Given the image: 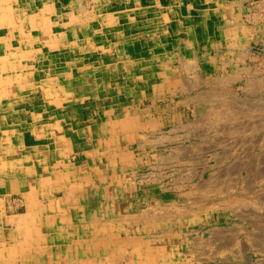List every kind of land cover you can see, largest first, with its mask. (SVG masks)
Listing matches in <instances>:
<instances>
[{"label": "crops", "instance_id": "0c3cea01", "mask_svg": "<svg viewBox=\"0 0 264 264\" xmlns=\"http://www.w3.org/2000/svg\"><path fill=\"white\" fill-rule=\"evenodd\" d=\"M25 1L0 0V49L5 48L0 55L10 57L13 62L12 58L15 55L16 58L22 57L24 46L29 45L36 47L35 58H55V63L63 61L65 65L55 71L39 69L42 71L30 70L24 74L18 72L21 62H14L15 68L1 72V75L4 73L3 87H6L5 81L9 82L8 93L17 94L22 87L36 90L42 105L27 114L26 109L22 110L10 101L0 104V163L15 162L9 173L14 171L16 174L0 177V207L13 195H19L24 206L18 215L5 216L0 212V233L11 236L16 243L27 240L30 245L26 251L31 254L33 263L42 264L51 262L49 254L66 249L73 239L88 245L94 239L104 242L107 237L119 234L132 238L123 234L120 226L113 229V223L127 216H136L135 213L144 218L145 210L155 204L158 205L156 215L167 219L163 211L168 204L161 201L141 203L139 199L108 205L106 209L113 213L109 218L102 207L104 198L92 202L88 195L92 188L96 192L103 189L109 175L116 177L118 173H129L134 181L139 178L138 167H148L143 160L145 157L150 159L152 154L147 155L145 137L150 132H160L157 126L154 130L148 126L149 123L157 125L166 121L169 103L160 104L161 119L154 116V109L146 102L138 105L140 102H135L132 93H145L150 97L156 94L148 90L151 87L136 84L138 77L143 79L142 83L148 79L159 84L169 82L175 75L187 76L188 70L182 68L184 61L200 60L202 52L210 45L217 48L246 45L253 37L257 38L253 29L258 25L251 16L243 13L247 0H139L137 7L142 14L156 18L151 23H141V19L132 15L119 18L116 15L121 11L111 5L108 14L113 19L104 22L103 26L98 23L68 24L69 20L76 18L66 7L70 0H44L45 3L32 0L40 9L31 14L23 12L20 7ZM134 10L135 5H132L127 12ZM10 17L16 23H7ZM230 29H234L235 36L228 35ZM183 33L184 39L180 37ZM231 50L229 48L226 52ZM22 59L26 66L32 60L28 57ZM76 61L78 64L75 65ZM71 66L75 67L71 70ZM12 71L16 74L10 76ZM74 76L77 80L70 83L73 89L65 86ZM129 77L136 79L135 83L129 82ZM200 87L190 92H197ZM158 92L164 96L166 89ZM23 115H28L29 119L23 121ZM171 124L183 125L176 120V115ZM42 129H45L43 134H35V130ZM9 143L11 154L6 152ZM46 159L49 164L43 168ZM18 162L22 164L18 165ZM128 162L130 166H126ZM6 168L4 165L2 170ZM146 176L142 177L141 183L149 181L145 180ZM149 182L160 183L159 180ZM216 199L221 200L220 196H211L188 201L191 209L205 207L206 212H197L196 225L191 227L189 237L175 233L169 239L189 238L191 245H202L192 255L201 254L206 248L207 253H226V243H222L226 237L221 235H226V201L217 202ZM175 201V204L188 203L180 196ZM140 206L143 209L135 212ZM218 213L223 217L225 226L222 228L211 223L216 214L220 215ZM95 221L100 222L99 225H95ZM4 223L9 227L3 226ZM96 230L99 232L94 235ZM204 234L208 236L206 239L201 238ZM31 235L41 237L43 242L33 240ZM153 237L145 236L144 239ZM157 237L167 238V233L160 231ZM217 240L221 241L220 244ZM89 248H84L85 253L90 251ZM172 249L178 252V258L165 264H198L197 257L192 256L189 262L183 258V254L190 252V246L172 245ZM36 250L45 255H33ZM114 261L121 264L118 258ZM221 264H225L224 261Z\"/></svg>", "mask_w": 264, "mask_h": 264}, {"label": "rangeland", "instance_id": "374dc122", "mask_svg": "<svg viewBox=\"0 0 264 264\" xmlns=\"http://www.w3.org/2000/svg\"><path fill=\"white\" fill-rule=\"evenodd\" d=\"M254 5L260 6L261 11H259L260 9L255 11L257 7L254 8ZM244 8L245 10L243 13L248 15H253L255 13L259 15L261 13L259 15L260 20H262L260 24L261 28L259 29V32L255 33L257 38L253 37L246 45L242 46L241 44L238 46L226 47L233 50V52H226V59L222 61L224 63L223 67L225 68L223 75L226 76V79L229 81V85H227L228 87L226 89L227 109H221L226 115V126L224 125V122H220V126H217V128L220 127L221 129L216 128V130H214V125H209V128L208 124L199 122L200 118L201 120L204 119L207 110L210 108H208V106L205 107L200 101L192 104L187 101V97L191 94V96L200 95L201 99H207L208 96L207 93H205L206 85L200 87L201 89L197 90V92H190V94L187 93L184 95L181 94L182 96L178 93L169 95L165 94L162 96V93L158 91L154 97H150L145 93L140 94L135 102H140L138 105H142L143 101L146 102L148 106L154 109V116L159 119L162 118L159 109L160 104L169 103L166 109L167 112H165L167 113L166 121L164 122V126L160 127V131H163L162 133L166 134L168 137L167 143L161 146V148L163 151L162 153L167 155L166 159L169 163L166 164L167 167L162 169L160 175L157 174L160 177V183H152L148 181L144 184L141 183V179L137 177L132 181L133 176H131V174L122 172L118 173L116 178L111 177L112 175L107 176L106 186L103 189L99 188L96 192L92 188L88 191V195H90L89 197L92 202L95 201V199L102 200L104 198L103 203L105 206L103 204L102 207L103 209L105 207L104 212L107 213L105 216L109 218L113 217V213L107 210L106 207H108V205L110 206L112 203L116 205L118 202L129 203L139 199L141 203H144V201H161L165 205L168 204L166 205L167 208L163 211L167 214V219L159 218L158 215H156L158 214L157 204L154 206L149 205L150 207L145 210L144 218L142 215L137 216L135 213L137 218L134 217V219L124 223L121 228L123 229V234L132 238L142 239L145 236H154L153 238H155V235L157 237L160 231L166 232L167 238H170L173 237L175 233L189 237L191 227L196 225L195 216L197 215V212H206L205 207L191 209L188 201H186L188 203L175 204V199L179 197L180 194L176 193L177 184H175L174 181L186 178L184 181H188V183L186 187L183 188V192L190 191L191 184L196 186L201 184L200 187H202L204 183L210 182L218 187L221 186L219 188L221 191L223 190V195L220 196L221 200L216 199V201H226V235H221L226 237L222 243H226L227 251L226 253H220L222 254L220 255L219 253H207V248L203 249V253H195L192 255L197 257L196 260L199 261L198 264H206L210 261L215 264H221V261H224L225 264H264V90H262V87H264V0H247V5ZM260 20L258 18V21ZM248 24L251 25L252 23L248 22ZM248 36L251 35L248 34ZM180 37L184 39V33L181 34ZM233 45L237 44L233 43ZM220 63L221 62L218 61L216 64L217 67ZM196 70V73L198 72L200 75L199 79L201 81L203 79L201 82L202 84H204V82L206 83V79H211L215 72H218L216 69L211 70L203 66L196 68ZM242 71L246 75L242 74ZM180 72L182 73L183 71ZM235 73L237 77L235 76ZM229 76H232L231 78H233V82L232 80H229ZM259 78L261 79L258 81L260 82L262 80L261 83L263 85L258 81L255 82L256 79ZM182 80L188 85L193 84L194 82L189 75L184 77L182 75ZM247 81L248 83H245ZM245 84H248L246 89ZM258 84L261 86L260 91L257 90V93L250 91V85ZM204 94H206V96ZM228 107H230V109ZM227 114L230 118L227 117ZM234 114L237 115L235 116ZM174 115H176V120L183 125H187L191 121L196 124L190 126L192 127L190 129L175 130L174 125L171 124ZM232 115H234L233 118L231 117ZM227 118L232 122L230 121V123ZM234 119L235 121H233ZM204 130L208 132H205ZM203 132L205 133L203 134ZM171 139H173V141ZM213 139L214 141H212ZM201 146H204L206 150ZM177 151H180L181 159H175V157H172L175 153L179 154ZM215 154H218L217 157H215ZM215 158H217L218 162H214ZM219 159L222 160L220 161ZM192 161L193 163L195 162V164L193 165L192 163L191 166H193V168L191 171H188L186 165L187 163L189 165ZM151 164L153 163H150L151 167H138L137 172H139V174L143 173L147 176L155 175L159 170L157 171L156 169H153ZM177 168L179 169L177 170ZM219 170L221 171L219 172ZM212 174L217 179L211 176ZM218 174L220 175L217 176ZM187 176L191 178H188ZM141 184H143V186ZM170 184L172 185L170 186ZM215 198L211 199L215 200ZM20 201L21 199L19 195L9 197L6 201H3L4 205L0 207V212H3L2 214L5 216L21 214L24 206ZM232 201H241L244 202V205L237 206L233 203L230 207L227 203ZM202 205H205V203ZM142 209L143 207L140 206L135 209V212H139ZM218 214L220 215L216 214L211 223L215 224V226L217 225V228H222L225 226L223 225V217L221 213ZM3 226L9 227L7 223H4ZM220 231L222 230L220 229ZM207 237L206 234H204L203 237L201 235V238L203 239H206ZM20 239L21 238H18V241H20ZM220 242V240H217L218 244H220Z\"/></svg>", "mask_w": 264, "mask_h": 264}, {"label": "bare ground", "instance_id": "6f19581e", "mask_svg": "<svg viewBox=\"0 0 264 264\" xmlns=\"http://www.w3.org/2000/svg\"><path fill=\"white\" fill-rule=\"evenodd\" d=\"M61 1H63V0H61ZM45 2L46 1L43 0V3H45ZM58 2H60V0ZM137 2H139V0H70V2L67 4L66 7L71 13H74L76 18H73L72 20H69L68 24H74L75 26H78V25L79 26L80 25L84 26L85 23H87L89 25L98 23V26H103L104 22H106V21H110L111 22L112 19H113V18H111L112 15L108 14V11H110V6L111 5H113V7H116L118 9V11H121L118 15H116V16H119V18L120 17H124V16L125 17H127V16L130 17L132 15V16H134L133 18H135V19L136 18L141 19L142 20L141 23L154 22L156 18L154 16L145 17L142 14L140 8L137 7V6H139ZM132 5H135V10L133 12H127V10H129L130 6L132 7ZM260 6H261V3H260ZM260 6L254 5V8L257 7L255 9V11H257V9H260ZM20 7L22 8L23 12H25V13L29 12L30 14L34 13V12H36V11H38L40 9V6L38 5V3H34L32 0L31 1L30 0H26L23 4L20 5ZM259 11H261V9ZM259 11H258V13H259ZM259 15H257L256 13L253 14V15H249V16H251L250 18L253 20V22H256L257 25H258L257 29H253L254 34L259 32V29L261 28L260 24H261L262 20H260ZM119 18H115V19H119ZM258 18H259L260 21H258ZM7 23L14 24V23H16V20L10 17L7 20ZM63 28H65V27H63ZM248 31H249V29H248ZM245 32L248 33L247 30ZM228 35L229 36H235L234 29L228 30ZM3 41H1V42H3ZM5 44L8 45L7 43H5ZM4 49L1 48L0 52H4ZM228 49L229 48H226V46L225 47L221 46V47L217 48L215 46L210 45V46H207L205 48V50L202 52V54H201L202 58L200 60L195 59L194 61H192V63L188 62V61H184V64H183L182 68H185V69L188 70V71H186V73H188V75H190L191 79H193V81H194V82L192 81L193 84H189L188 85L185 81H183L184 79L182 80V76H179V75H177V76L175 75V78H171V80L169 82H168V80H166L165 82H160L159 84L152 83L148 79H146L145 82L142 83L143 79L142 78L140 79V77H138L139 79H138V82L136 84H144V85H147L148 88L151 87V88L148 89L151 93L166 89V92H164V93L167 94V95H169V94H177L179 92H180V94H183V95L187 94V93L190 94L189 92L193 91L195 88H199L202 85L201 82L203 81V79H202V81L199 79L200 77L198 76L199 75L198 72L197 73L194 72L196 70V68H200V66H203V67L209 68L211 70L216 69L218 72H215L214 79H209V80L206 79V83L204 82V84L207 86L206 87L207 90L205 91V93H207V96H208L207 99H203V98L201 99L200 95L191 96L192 94L187 97L188 98L187 101L189 103H191V104L192 103H198L200 101V102H202V104H204L205 107L208 106V108H210V109L207 110V113H206L205 117L203 116L204 119L202 118L203 120H201V118H200L199 122H203L205 124H208V127H209V125L210 126L214 125L215 129L213 127H211V128L216 130L217 126H220V122L221 123L224 122V125L226 123L225 112L223 110H221V109H227L226 108L227 107V105H226V95H227L226 94V89L228 87L227 85H229V83H228L229 81L226 79V76L223 75V73H224L223 71L225 70V68L223 67L224 63L222 61H224L226 59V50H228ZM231 51L233 52V50H231ZM18 55L20 56V54H18ZM35 55H37L36 47L35 46L34 47H30L29 45L24 46V50H22V57L16 58L15 56H17V55H15L14 58H12L13 62L10 61V59H11L10 57L5 58V56H1L0 55V99H3L2 101H0V104H7V103H9L7 101H10V102H12L14 104V106L20 107V108H22V110L26 109L27 114H29L30 112H35L36 110H38V107H41L42 103H40L39 102L40 100L38 101V99H37L36 90L32 91L33 89L31 90V89H27V88L22 87L20 89L19 93H17V94L8 93L7 91L10 90L9 85H8L9 82L5 81V83H4V86H6L5 88L3 87V84H2V81H4L2 75H4V73H2V75H1V72L2 71L8 72L9 70H7V69L15 68V65H14V67L12 65V63H14V62L15 63H18V62L20 63L21 62L18 72H24V74L27 73V72H31L30 70L42 71V70H39V69H50V70L52 69V70L55 71L56 68L60 69V68L64 67V65H65L63 61H61V62L57 61L55 63V58H49V57H45V56H39V57L35 58ZM50 55L52 57H55V56H53L54 54H50ZM26 57L32 58L31 61H28L27 66H26V61L22 59V58H26ZM73 57L75 59L76 56H73ZM75 60H77V59H75ZM218 61L221 62V63L217 67L216 64L218 63ZM37 63H39L38 67H37ZM74 63H75V65L78 64L77 61L74 62ZM73 67H75V66H73ZM73 67L71 66L70 69L72 70ZM66 68H67V65H66ZM68 70H67V73H68ZM9 74H10V76H13V74H16V73H15V71H12ZM242 74L246 75L245 73H243V71H242ZM163 75H165V74H163ZM235 76L237 77L236 73H235ZM231 77H230L229 80H232V82H233V78H231ZM254 79H253V81H254ZM260 79L261 78L256 79L255 82H257ZM76 80H77V77L74 76L71 80H69L68 82L65 83V86L68 85V86H70V88H72L73 85L70 84V83H72V82H74ZM128 80H129V82H132V83H135V81H136V79H134L132 77H129ZM261 81L260 82L258 81V82L260 84H262ZM32 83L34 84V82H32ZM163 83H165V87L164 88H163ZM245 83H248V81L245 82ZM252 84H254V83H252ZM245 86H246L245 87V89H246L248 84H245ZM249 89L252 92H256L257 90L260 91L261 86L259 84L258 85H250ZM262 90H264V87H262ZM149 91H147L146 93H150ZM250 91H249V93H250ZM198 94H200V93H198ZM204 95L206 96V94H204ZM7 96H8V98H7ZM132 96H133V98L135 100V99H138L140 94L138 92H134V93L131 94V97ZM9 98H11V99H9ZM229 98H230V96H229ZM230 107H228V108L230 109ZM220 110L223 111V112H221ZM229 112H231V111H229ZM229 112H228V114H229ZM228 114H227V117L230 118V116H228ZM166 115H167V113H166ZM234 115H232L231 117L233 118ZM7 118H9V115L7 116ZM25 118L29 119V116L28 115H23L22 116V120L25 121ZM229 118H227V120ZM228 121L230 122L231 120L229 119ZM233 121H235V119ZM229 122H227V123H229ZM160 123H161V121L157 125H152L151 123H149L148 127L149 128L152 127V129L154 130V128L157 126L158 131H160V129H161L160 127L164 126V123H162V124H160ZM203 123H201V124H203ZM17 124H21V123L18 122ZM194 124H196V123L189 122L187 125H179V126H175L176 125L175 124L174 125V129L175 130L190 129V128H192L190 126H194ZM198 125H199V123H198ZM22 127H23V125H21V128ZM206 127H207V125H206ZM218 128H220V127H218ZM44 130L45 129L38 130V131L35 130V134L36 135L43 134ZM220 131H222V130H220ZM162 132L163 131L150 132L145 137V145L148 148V150H147L148 154L147 155L148 156L151 155V154L152 155L150 156V159L149 158L146 159V157H145V160H143V163H147L148 166L150 165V163H153V164H151L152 168L156 169L157 171L159 170L158 173H156L155 175L146 176L145 178H147V179H145V180H149V181L159 180L160 179L159 175L162 173V169L167 167L166 164L169 163L167 161V159H166L167 155H165V153H162L163 151H162V148H161V146H163L165 143H167L168 137L166 136V134H163ZM197 132H198V130H197ZM205 132H208V131H205ZM205 132H203V134ZM225 132H226V130H225ZM209 134H210V132H209ZM187 136H188V134H187ZM214 137H215V135H214ZM202 138H205V137H202ZM212 138H210V139H212ZM171 140L173 141V139H171ZM212 141H214V139ZM7 147L8 148H7L6 152L8 154H11L12 151H10V149H9L11 147L10 143L7 145ZM201 147H204V146H201ZM204 150H206L205 147H204ZM6 152H5V154H6ZM177 152H179V154L175 153V155L172 156V157L173 158L175 157V159H181L180 151H177ZM195 152H196V150H195ZM217 155L215 157H217ZM182 157H183V155H182ZM0 159H2V152L0 153ZM223 160H224V158H223ZM197 161H196V164H197ZM215 161H217V158H215L214 162ZM187 162H188V160H187ZM9 163L7 164L6 162H3V161H2V163H0V177L3 178L6 175H11V176L14 175V176H16L14 171L11 174L9 173L10 172L9 169H12V165L15 162H9ZM192 163H193V161L191 163H189V165L187 163L186 167L188 168V171H191V169L193 168V166H191ZM201 163H202V160H201ZM19 164H22V163L18 162V165ZM48 164H49L48 163V159H46V160L43 161V163H42L43 166L42 167L43 168L47 167ZM194 164H195V162L193 163V165ZM198 164H200V163H198ZM4 165H7V168L2 170ZM130 165H131L130 162L126 163V166H130ZM178 169L179 168H177V170ZM225 170H226V168H225ZM220 171L221 170H219V172ZM224 172H226V171H224ZM135 173L136 172H133V174H135ZM187 173H186V175H187ZM157 174H159V175H157ZM193 174H194V172H193ZM220 174H218L217 176H219ZM144 175L145 174H139L138 177L141 180H144L142 178ZM211 176L215 177L213 174ZM112 177H115V175L112 176ZM220 177H222V176H220ZM188 178H191V177H188ZM188 178H187V180H188ZM174 179H177V178H174ZM184 180H186V178L185 179H179L178 181H174V182H175V184H177V186H176V189H177L176 191L177 192L176 193H179L180 197L182 199L186 200V201H191L192 199H202V198L204 199L206 197L222 196L223 195V192H222L223 190L221 191L220 188H219L221 186L218 187L216 185H213V183H210V182L209 183H204L203 187H200L201 184L198 185V186L191 184L192 185L191 186V190L187 191V192H183L182 191L183 188H185L187 183H188V181H184ZM222 181H224V180H222ZM17 182H19V181H17ZM211 182H213V181H211ZM171 185L172 184H170V186ZM223 185H225V184H223ZM233 203H235L234 205H237V206L238 205L239 206L244 205V202H241V201H232V202H228L227 204L230 205V207H231ZM129 214H132V213L129 212ZM134 217H136V216H134V215L133 216H127L124 219H120L118 222L113 223L114 224V226H112L113 229L116 228V227L119 228V226L122 227V225L124 223L129 222L130 220L134 219ZM94 223H95V225H97V224L99 225L100 222L96 223V221H95ZM112 227H110V225H109L108 226L109 230H111L110 228H112ZM115 231H116V229H115ZM97 232H99V231L96 230L94 235ZM31 238L33 240L38 239V240L43 242V239L41 237H39V236H34V235L32 236L31 235ZM28 241H29V239H28ZM36 243L38 245H43V244H41V242H36ZM29 245H30V243H28L27 240H23L22 239L20 242L16 243L15 240L11 236H8L7 234L3 235L2 233H0V264H34L32 259H31V257H30L31 254L28 251H26V249H27V247H29ZM172 245L183 246V248H187V247L190 246V252L188 254L185 253V255L183 254V258L185 260H187V262L192 260V258H191L192 257V253L196 252L197 248L202 247V245H197V244L196 245H194V244L191 245V241L189 240V238L188 239L180 238V239H177V240H175L174 238L169 239V238H165V237H160V238L155 237V238H151V239H147V238L146 239H144V238L137 239V238H124V237L121 236V234H119L118 236L114 235V236H111V237H107L106 239H104V242H102V241H100L98 239H94L88 245H86V242H81L80 240L77 241V240L73 239L72 242H71V245L69 247H67L66 249L56 250V251H53L52 254H49V258L48 259H51L52 260L51 262H46L45 261L42 264H117V262L114 261L116 258L119 259V263H121V264H165V263H167V261L168 262L171 261V260L173 261V259L175 257L178 258V252L175 249H172ZM87 246H90V248H89L90 251L85 253L84 248L87 247ZM191 247L193 248L192 251H191ZM33 255L38 256V257H42V256L45 255V253L43 251H41V250H36L35 252H33ZM123 259H125V262H122Z\"/></svg>", "mask_w": 264, "mask_h": 264}]
</instances>
